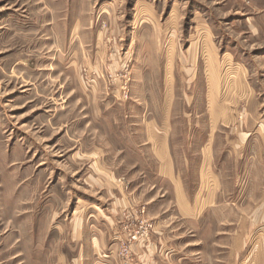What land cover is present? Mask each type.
Listing matches in <instances>:
<instances>
[{"label": "rangeland", "instance_id": "obj_1", "mask_svg": "<svg viewBox=\"0 0 264 264\" xmlns=\"http://www.w3.org/2000/svg\"><path fill=\"white\" fill-rule=\"evenodd\" d=\"M251 116L264 0H0V264H79L77 235L104 224L88 214L105 203L101 166L135 202L121 216L150 224L136 261L264 264V206L248 205L264 183L238 182L233 157ZM157 139L193 208L157 183ZM111 242L85 264H119Z\"/></svg>", "mask_w": 264, "mask_h": 264}, {"label": "crops", "instance_id": "obj_2", "mask_svg": "<svg viewBox=\"0 0 264 264\" xmlns=\"http://www.w3.org/2000/svg\"><path fill=\"white\" fill-rule=\"evenodd\" d=\"M253 104V110L259 109L258 104L256 102H253ZM251 118V121L256 120V122H249L246 126V129L239 131L235 140V142L239 143V149L234 152L233 157L242 167L241 171L239 172L240 175L238 177V182L245 181L244 183L248 184H256V182L264 183V118H262L261 121H258L255 116H251ZM157 143L158 148L156 157L159 159V162L155 173L157 175L156 181L157 183H169L170 185L172 184L174 195L178 199V207H183L181 205L182 203L177 192V188L180 186L183 191V200L185 205V199L187 201L189 200L186 196L183 181L178 176V172L173 163L172 155H169L167 153L165 139H157ZM161 147L164 148V152L167 155L165 166L164 160L159 155V150ZM168 163L170 164L171 168L170 172L166 173L165 171H163V169L165 170L169 167ZM259 168H261V170ZM97 169H99L100 171H98ZM97 169H94V172L91 173L94 175V181L99 184V188L102 190V187L103 189L105 187L106 189V193L103 194L106 195V197L102 196L103 198H105V203L102 205L101 208L99 207L95 209L94 207V209H92L93 212H89L88 214H90L91 217H94V219L103 222L104 224H102L103 227H98L97 224H94L95 227L98 228V230L94 231L90 229V231H88V229L85 228L83 232H79V234L77 235L79 239L78 253L79 255H83L84 257V259H79V264H85V261L88 260L86 257L87 254L91 256L95 255L97 252L102 253L105 252L106 249H109V246L112 243V237L114 233L118 231L117 223L119 219L123 217L121 216V214H123V212L128 208H134L135 205L134 200L128 195L129 193L125 194V190L126 188H128V185H124V183H121L119 179L115 180L113 183L109 182L110 176L106 181H103L101 177L98 176V174L103 173L106 169L104 166H101ZM109 173L113 172L109 171ZM111 180H113V178ZM209 202L210 201H208V203ZM248 202L249 206H264V198L263 200H248ZM189 203L191 208H193L194 204L190 201ZM235 203L237 206L241 207L242 205L245 206L246 201H243V199L238 198L234 200L233 204ZM223 206V203L218 204L215 200V203H211L205 208L203 216L207 217L208 219L211 213L214 212L215 207L219 208ZM239 212L241 211L239 210ZM254 220L256 221V224L260 223V225H262V223H264V214L260 209L256 212ZM222 224H224V222H222ZM225 232L228 233V231ZM255 235L256 240L254 241V249L257 250V252L263 254L264 243L260 239L257 240V238H264V229H260L259 232H255ZM242 236L245 235H243V233H238L237 235L239 240L240 238H242ZM239 251H241V249Z\"/></svg>", "mask_w": 264, "mask_h": 264}, {"label": "built area", "instance_id": "obj_3", "mask_svg": "<svg viewBox=\"0 0 264 264\" xmlns=\"http://www.w3.org/2000/svg\"><path fill=\"white\" fill-rule=\"evenodd\" d=\"M150 224L136 212L123 216L121 229L112 237L111 254L117 256L119 264H142L136 261L135 251L140 241L149 235Z\"/></svg>", "mask_w": 264, "mask_h": 264}]
</instances>
